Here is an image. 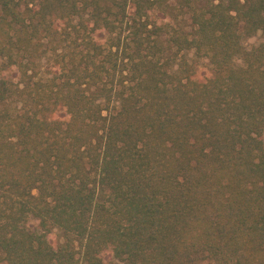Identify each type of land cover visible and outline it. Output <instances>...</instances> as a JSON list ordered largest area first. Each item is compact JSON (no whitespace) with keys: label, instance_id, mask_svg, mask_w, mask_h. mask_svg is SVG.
Here are the masks:
<instances>
[{"label":"trees","instance_id":"trees-1","mask_svg":"<svg viewBox=\"0 0 264 264\" xmlns=\"http://www.w3.org/2000/svg\"><path fill=\"white\" fill-rule=\"evenodd\" d=\"M258 32L264 0H0V264H264Z\"/></svg>","mask_w":264,"mask_h":264},{"label":"rangeland","instance_id":"rangeland-1","mask_svg":"<svg viewBox=\"0 0 264 264\" xmlns=\"http://www.w3.org/2000/svg\"><path fill=\"white\" fill-rule=\"evenodd\" d=\"M262 40H264V34H262L261 32H258L256 35L245 39L244 44L246 47H251L252 45L257 44ZM205 63H206V60L204 61V65L206 66ZM36 224H37V220L35 218H31L29 221V225L34 227ZM111 263H112V261H111Z\"/></svg>","mask_w":264,"mask_h":264}]
</instances>
